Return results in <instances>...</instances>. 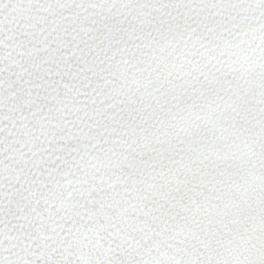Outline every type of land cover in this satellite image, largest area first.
Segmentation results:
<instances>
[{
    "label": "snow or ice",
    "instance_id": "1",
    "mask_svg": "<svg viewBox=\"0 0 264 264\" xmlns=\"http://www.w3.org/2000/svg\"><path fill=\"white\" fill-rule=\"evenodd\" d=\"M0 264H264V0H0Z\"/></svg>",
    "mask_w": 264,
    "mask_h": 264
}]
</instances>
